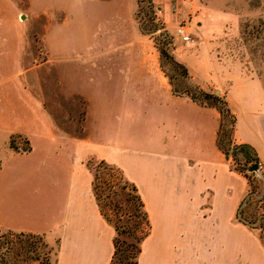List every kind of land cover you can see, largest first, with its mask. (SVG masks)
<instances>
[{
	"label": "crops",
	"instance_id": "crops-1",
	"mask_svg": "<svg viewBox=\"0 0 264 264\" xmlns=\"http://www.w3.org/2000/svg\"><path fill=\"white\" fill-rule=\"evenodd\" d=\"M69 1L46 4L48 15L63 19L48 25L47 60L34 71L53 68L58 96L72 109L62 126L45 104L50 99L27 91L34 129L20 133L34 166L7 177L0 230L55 242V264H111L117 231L95 195L89 162L98 160L120 168L144 203L151 233L139 264H264L261 232L238 219L250 186L218 147L221 114L173 92L160 51L137 21L138 0ZM153 2L174 34L175 18L186 8L174 18L175 7L165 13ZM6 35L0 29V39ZM104 37L117 39V46L103 48ZM19 54L23 59V50ZM175 58L205 91L226 96L237 116L234 141L255 148L264 176L263 79L249 77L240 61L216 58L208 45L177 51ZM67 66L79 75L72 85L62 77Z\"/></svg>",
	"mask_w": 264,
	"mask_h": 264
},
{
	"label": "rangeland",
	"instance_id": "rangeland-1",
	"mask_svg": "<svg viewBox=\"0 0 264 264\" xmlns=\"http://www.w3.org/2000/svg\"><path fill=\"white\" fill-rule=\"evenodd\" d=\"M140 1L142 2L139 6L141 13L139 14L138 10L137 21L139 25L142 22L150 26L146 15L148 3L145 0ZM158 1L165 13L168 7H175L170 10V16H173L174 12H180L178 8H186V14L181 18L176 19V16H173L177 26L175 33L172 34L166 30L164 21L166 16L163 15L164 13L161 14V9H158L153 2L157 20L163 23L164 30L171 37L169 52L174 57L177 51L195 50L208 45L213 47L216 58L220 60L232 58L237 62L240 61L244 64L249 77H258L264 81V0ZM67 2L70 1L37 0L34 3V0H0V29L7 31L6 37L0 39V55L3 56L0 61V65L3 66L0 68V192L10 190V180L7 177L25 173L26 169L34 166V155L23 154L30 150V143L28 138L20 133L23 130L34 129V102L29 94L37 93L42 94L44 98H49L50 100L45 104L50 107L56 121L62 126H65L68 112L72 109L71 103L58 96L61 87L53 68L43 66L34 71L35 66L47 60L43 40L48 25L52 20L56 22L63 19L60 14L55 19L54 15H48L46 4ZM186 4L188 6H185ZM210 9H215L219 13L214 15ZM226 13L233 14V18L229 19ZM180 26L185 27L191 35L190 45L177 36V29ZM161 32L163 31L149 36L157 48L165 42ZM200 35L204 37L201 39ZM116 42L117 39L111 40L105 37L101 41L103 48L106 45L117 46ZM22 50L23 59L19 54ZM20 59H22L23 68L17 66V61ZM107 60L105 57L102 63ZM165 66L166 70L175 77V82L180 89L192 87V85L199 86L192 79L188 82L179 78L177 76L179 72H174L168 61H165ZM67 67L69 69L61 70L62 77L72 85V82L78 81L79 75L74 73L70 66ZM210 93L215 91L212 90ZM217 95L225 96L220 93ZM229 120V118L226 119L227 125ZM89 164L97 176V193L104 213L114 225L126 227L127 231L131 232L119 237L121 246L126 247L128 244L135 243V237L138 234L133 231H135V225H143V219L136 212V203L133 201L134 192L130 187L123 189L124 183H119L118 186L108 185L109 178L105 175L106 172L101 167L100 161L92 160ZM232 164L234 166L233 161ZM240 164H245L243 159ZM255 177L259 183L258 188L254 194L250 195L244 209L251 219H256L258 226L263 225L264 228V176L258 170ZM2 204L0 202V225L7 217ZM5 232L7 231L0 230V235ZM43 241L48 247L39 248L41 260H34V264H44L43 259L49 251L51 264H55L58 248L56 243L45 238Z\"/></svg>",
	"mask_w": 264,
	"mask_h": 264
},
{
	"label": "trees",
	"instance_id": "trees-1",
	"mask_svg": "<svg viewBox=\"0 0 264 264\" xmlns=\"http://www.w3.org/2000/svg\"><path fill=\"white\" fill-rule=\"evenodd\" d=\"M144 1V0H143ZM148 3V9L146 15L149 18L150 26L140 23V28L145 35L152 36L153 34L161 32V36L164 37L165 42L158 47L161 54V67L170 79L173 92L177 95H187L194 102L201 106H208L216 108L221 114V124L218 132V147L225 154V156L234 162V169L242 173L248 180L250 190L245 200L240 205L238 211V219L240 222L251 227L252 229H258L261 231V238L264 242V228L263 225L258 226L256 219H251L245 212L244 206L249 200L250 195L254 194L258 188V180L255 177L256 172L250 170L254 166L261 168L260 158L254 147L248 144H237L234 141V132L237 124V116L232 112L229 102L226 96H220L215 93H210L197 85L180 89V86L175 82V77L166 70L165 61H168L174 72H179L177 75L184 81H191V76L188 68L178 62L175 57L169 52V45L171 44V37L167 31H164L163 23L157 20V15L153 9V1L145 0ZM142 2L138 0L140 6ZM141 9L139 10V14ZM229 118V125L226 124V119ZM30 151V150H29ZM27 151V152H29ZM26 153V152H25ZM244 160L245 164L241 165L240 161ZM90 163V162H89ZM101 167L105 170V175L109 178L108 185L118 186L119 183H124L123 189L131 188L134 192L133 201L136 203V212L143 219V225H135L133 233L138 235L135 237L136 242L128 244L126 247H122L119 237L122 234H131L127 231L126 227L115 224L117 231V237L115 239V253L111 264H139V257L142 252V243L151 233V224L147 212L145 211L144 203L141 196L138 193V189L128 180H126L123 171L113 165H109L104 161H100ZM90 165V164H89ZM97 176L95 175L94 190L95 195L100 204V198L97 193ZM264 181V177H263ZM128 200H131L128 198ZM131 202V201H130ZM103 215L109 220L101 207ZM263 218V217H262ZM110 221V220H109ZM111 222V221H110ZM40 247L47 248V244L44 243L43 237L34 235L32 233H16L7 231L0 235V264H34V260L40 261ZM125 248V249H124ZM50 253V251H49ZM48 253V254H49ZM45 255L44 264H51L50 257Z\"/></svg>",
	"mask_w": 264,
	"mask_h": 264
},
{
	"label": "built area",
	"instance_id": "built-area-1",
	"mask_svg": "<svg viewBox=\"0 0 264 264\" xmlns=\"http://www.w3.org/2000/svg\"><path fill=\"white\" fill-rule=\"evenodd\" d=\"M177 36L181 38L183 42L190 43L192 41L191 35H189L187 29L183 26L177 29Z\"/></svg>",
	"mask_w": 264,
	"mask_h": 264
},
{
	"label": "water",
	"instance_id": "water-1",
	"mask_svg": "<svg viewBox=\"0 0 264 264\" xmlns=\"http://www.w3.org/2000/svg\"><path fill=\"white\" fill-rule=\"evenodd\" d=\"M220 92L219 91H216V94H219ZM259 170V167L258 166H254L251 168L250 172H257Z\"/></svg>",
	"mask_w": 264,
	"mask_h": 264
}]
</instances>
